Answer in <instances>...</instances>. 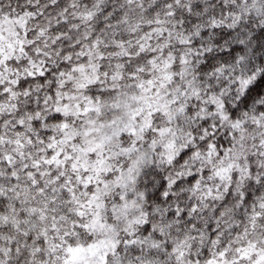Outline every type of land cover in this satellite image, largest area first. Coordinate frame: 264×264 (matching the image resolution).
Masks as SVG:
<instances>
[{"label":"snow or ice","instance_id":"6c2138e0","mask_svg":"<svg viewBox=\"0 0 264 264\" xmlns=\"http://www.w3.org/2000/svg\"><path fill=\"white\" fill-rule=\"evenodd\" d=\"M0 264H264V0H0Z\"/></svg>","mask_w":264,"mask_h":264}]
</instances>
